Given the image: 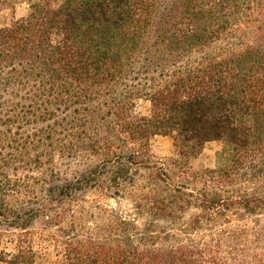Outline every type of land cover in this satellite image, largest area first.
Masks as SVG:
<instances>
[{"label":"trees","instance_id":"trees-1","mask_svg":"<svg viewBox=\"0 0 264 264\" xmlns=\"http://www.w3.org/2000/svg\"><path fill=\"white\" fill-rule=\"evenodd\" d=\"M58 1L0 28V262L264 264V0Z\"/></svg>","mask_w":264,"mask_h":264},{"label":"rangeland","instance_id":"rangeland-1","mask_svg":"<svg viewBox=\"0 0 264 264\" xmlns=\"http://www.w3.org/2000/svg\"><path fill=\"white\" fill-rule=\"evenodd\" d=\"M37 0H0V28L8 27L13 23L24 19L30 12V7ZM59 2L53 0V3ZM148 102L143 99L135 100V112L139 114H146L148 112ZM222 149V143L219 141H211L204 145L199 154L189 158L185 167L189 172H200L204 169H213L217 166L218 156ZM149 156L151 160L160 161L169 170L173 171L174 167L172 162L178 159L176 148L172 143V139L168 136H156L153 137L150 142ZM96 160L92 159L89 163L92 164ZM106 204L113 207L115 205L114 200H107ZM121 207L126 209L127 202L122 201ZM96 212V210H91ZM37 226V225H35ZM7 231L3 233L0 238V251L4 250L7 253H13L14 240L16 232L12 228H7ZM4 232V231H3ZM33 251L36 254L34 261L35 264H51L57 262L59 259L56 256V250L51 245H41L39 243L33 244ZM8 259V255H5ZM0 264H8L6 262H0Z\"/></svg>","mask_w":264,"mask_h":264}]
</instances>
